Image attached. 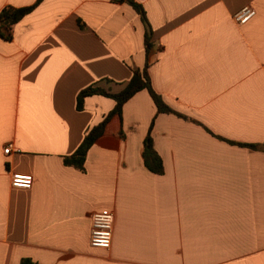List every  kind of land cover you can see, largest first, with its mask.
<instances>
[{
    "label": "crops",
    "instance_id": "0c3cea01",
    "mask_svg": "<svg viewBox=\"0 0 264 264\" xmlns=\"http://www.w3.org/2000/svg\"><path fill=\"white\" fill-rule=\"evenodd\" d=\"M136 1L153 28L152 85L186 117L139 91L84 170L64 156L115 100L90 95L79 110L77 95L118 92L144 67L140 15L113 0H43L0 36V264H264V0ZM245 6L256 14L239 24ZM149 130L161 174L143 162ZM15 172L31 188L13 186ZM104 208L109 249L90 244Z\"/></svg>",
    "mask_w": 264,
    "mask_h": 264
},
{
    "label": "trees",
    "instance_id": "16d2710c",
    "mask_svg": "<svg viewBox=\"0 0 264 264\" xmlns=\"http://www.w3.org/2000/svg\"><path fill=\"white\" fill-rule=\"evenodd\" d=\"M43 0H35L30 5L16 7L13 5H7L0 11V36L5 39H11L13 36L12 28L19 22L23 17L32 12ZM116 2H125L130 4L140 15L141 20L143 21L145 32H144V45L147 54L146 63L141 69H133L132 75L129 81L124 85V87L118 91L113 92L111 90L105 89L97 84H92L84 89H82L77 95V109L82 110L84 108V99L87 96L94 94H101L107 97H110L115 100V105L112 110H110L103 119L88 129L81 143L78 145L76 150L69 155L64 156V162L67 165L74 166L80 170L85 169V162L90 148L95 144V142L104 134L108 123L111 119L118 115L122 118V111L124 104L129 101L136 93L142 90L149 91L152 96L158 112H170L176 113L182 117L185 115L175 111L164 99L163 97L154 89L149 73L150 61H149V52L153 47V28L147 17L146 10L144 6L136 0H113ZM8 28V33L2 31V27ZM154 124V119L152 120L150 129ZM121 137H124L123 129L119 131ZM241 145H246L250 147H260L259 144H249V143H239ZM143 162L145 166L155 172L163 173V159L161 155L154 149L152 137L150 130L147 133V136L144 140L143 148ZM20 264H37L30 258H22Z\"/></svg>",
    "mask_w": 264,
    "mask_h": 264
},
{
    "label": "built area",
    "instance_id": "2783aa9c",
    "mask_svg": "<svg viewBox=\"0 0 264 264\" xmlns=\"http://www.w3.org/2000/svg\"><path fill=\"white\" fill-rule=\"evenodd\" d=\"M256 10L251 6H245L234 14V19L239 24H245L254 15ZM12 144L4 148V152H12ZM33 176L29 173L15 172L12 174V185L21 188H31ZM114 213L108 208L96 211L92 214V227L90 234V244L94 247L109 249L113 239Z\"/></svg>",
    "mask_w": 264,
    "mask_h": 264
},
{
    "label": "water",
    "instance_id": "95a60500",
    "mask_svg": "<svg viewBox=\"0 0 264 264\" xmlns=\"http://www.w3.org/2000/svg\"><path fill=\"white\" fill-rule=\"evenodd\" d=\"M2 31H3L4 33H8L9 30H8L7 27L4 26V27H2Z\"/></svg>",
    "mask_w": 264,
    "mask_h": 264
}]
</instances>
